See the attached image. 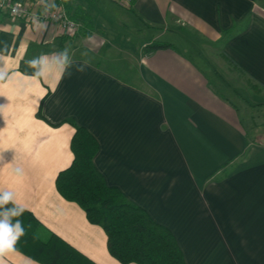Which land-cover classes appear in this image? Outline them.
<instances>
[{"label":"crops","instance_id":"1","mask_svg":"<svg viewBox=\"0 0 264 264\" xmlns=\"http://www.w3.org/2000/svg\"><path fill=\"white\" fill-rule=\"evenodd\" d=\"M64 4L73 37L0 20V195L40 239L120 264L55 187L82 128L105 184L168 229L185 264H264V0ZM0 264L38 263L10 248Z\"/></svg>","mask_w":264,"mask_h":264},{"label":"trees","instance_id":"2","mask_svg":"<svg viewBox=\"0 0 264 264\" xmlns=\"http://www.w3.org/2000/svg\"><path fill=\"white\" fill-rule=\"evenodd\" d=\"M4 16L0 11V20ZM167 46L156 44L148 50ZM70 148L73 159L68 168L58 173L56 190L64 200L80 207L88 223L103 230L109 255L120 264H185L171 232L118 189L105 184L93 165L98 146L86 130L76 128ZM12 208L19 209L8 201L0 211ZM12 219L13 223L17 219L22 222L24 233L11 248L38 264H96L55 235L40 239V225L29 212L24 210Z\"/></svg>","mask_w":264,"mask_h":264},{"label":"built area","instance_id":"3","mask_svg":"<svg viewBox=\"0 0 264 264\" xmlns=\"http://www.w3.org/2000/svg\"><path fill=\"white\" fill-rule=\"evenodd\" d=\"M124 1L130 4V0ZM0 11L28 23L54 24L67 37L76 35L81 26L68 16L64 0H0Z\"/></svg>","mask_w":264,"mask_h":264},{"label":"clouds","instance_id":"4","mask_svg":"<svg viewBox=\"0 0 264 264\" xmlns=\"http://www.w3.org/2000/svg\"><path fill=\"white\" fill-rule=\"evenodd\" d=\"M35 63V61H33ZM11 199L9 194L0 196V207L8 203ZM22 208H12L0 211V252L8 250L12 247L15 241L23 235L24 229L20 220H15L13 217H18L23 214Z\"/></svg>","mask_w":264,"mask_h":264},{"label":"rangeland","instance_id":"5","mask_svg":"<svg viewBox=\"0 0 264 264\" xmlns=\"http://www.w3.org/2000/svg\"><path fill=\"white\" fill-rule=\"evenodd\" d=\"M262 121H264V118L259 117V118L256 119V124L258 125V124L263 123L262 127H260V128H261V130L264 131V122H262ZM256 128H258V127H256Z\"/></svg>","mask_w":264,"mask_h":264}]
</instances>
